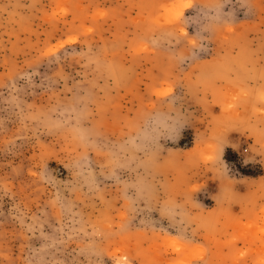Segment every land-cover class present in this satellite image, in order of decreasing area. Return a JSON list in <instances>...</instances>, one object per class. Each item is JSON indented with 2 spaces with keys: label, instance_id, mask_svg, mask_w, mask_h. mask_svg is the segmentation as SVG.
<instances>
[{
  "label": "rangeland",
  "instance_id": "1",
  "mask_svg": "<svg viewBox=\"0 0 264 264\" xmlns=\"http://www.w3.org/2000/svg\"><path fill=\"white\" fill-rule=\"evenodd\" d=\"M0 264H264V0H0Z\"/></svg>",
  "mask_w": 264,
  "mask_h": 264
}]
</instances>
